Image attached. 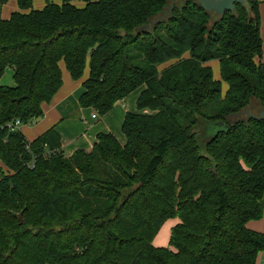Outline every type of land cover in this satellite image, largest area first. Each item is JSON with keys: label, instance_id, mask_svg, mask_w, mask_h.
<instances>
[{"label": "trees", "instance_id": "16d2710c", "mask_svg": "<svg viewBox=\"0 0 264 264\" xmlns=\"http://www.w3.org/2000/svg\"><path fill=\"white\" fill-rule=\"evenodd\" d=\"M9 1L0 0V80L14 71V86L0 85V264H257L264 233L248 224L264 219V118L229 119L254 102L264 110L259 0L224 15L199 0H16L4 20ZM62 64L73 80L89 68L78 105L101 117L145 86L125 143L100 133L68 157L55 126L33 141L8 128L44 117ZM168 219L170 244L156 247Z\"/></svg>", "mask_w": 264, "mask_h": 264}, {"label": "crops", "instance_id": "0c3cea01", "mask_svg": "<svg viewBox=\"0 0 264 264\" xmlns=\"http://www.w3.org/2000/svg\"><path fill=\"white\" fill-rule=\"evenodd\" d=\"M260 7H261V3L259 5V11H260ZM261 37H262V32H261ZM263 47H264V40H263ZM262 57H263V53H262ZM262 57L259 58L258 61L264 63V61L262 60ZM170 65L171 64L165 65L164 67H162L161 70L169 67ZM208 65L213 67L214 69H216V67L220 68V64L218 61L210 62L208 63ZM62 74L64 76V80L66 82L67 87H65V89H62L63 91H60V93L57 94L56 97H54V99L52 100L53 105L46 106L47 105L46 103L43 105V111L45 112L44 117L42 118V121L38 123L36 130L30 134L31 136H27L28 137L27 140L33 141L38 136L46 132L48 129L55 126L57 132L62 138L64 153L66 156L69 157L75 151L80 150V149L91 151L97 140V136L100 133H109V132L113 133L114 132L115 135L118 136L119 132H121L122 125H123L126 114L128 112L138 113L137 100L140 94L142 93V91L145 89V86H142L138 90L134 91L135 92L133 95L134 97L132 101H130L129 105H126L125 103V100L128 98L127 97L125 100L118 102L108 114H106L104 117H101L102 118L101 124H97L100 121L98 120L99 116H97L95 113H90L91 110L93 109L91 110L83 109V108H80L78 105V99L83 92V90H81V86L83 85V82L88 77L83 80L82 85H81V83H79L80 81L72 82L71 79H69L71 76L68 77L64 72ZM85 74L89 76V69L88 71L86 70ZM12 80H13V75H12ZM11 83L12 81L7 85H2V84L1 85L11 86L12 85ZM82 89H83V86H82ZM76 92L80 93V95L77 97L78 99L73 102L71 100L72 95ZM69 101H70V104L68 103ZM67 107L68 109L64 110V108H67ZM59 109L64 110V112L66 113L64 114L63 112L59 111ZM75 109L78 111L77 117L79 119L77 120H75L74 114H70V111L75 110ZM142 113L149 114V111L144 110ZM94 115H96V117H93ZM88 121L91 123L90 126H88L87 123H85ZM21 128L22 126L19 127V130L22 132ZM119 141L121 143H124L121 141V139H119ZM4 170L6 172L5 168ZM256 222L258 221L250 222L248 224L249 228H251L252 230L256 232L263 233L264 231L262 230V227L258 225V223ZM263 260H264V253H262L259 256L257 264H263L262 263Z\"/></svg>", "mask_w": 264, "mask_h": 264}, {"label": "rangeland", "instance_id": "374dc122", "mask_svg": "<svg viewBox=\"0 0 264 264\" xmlns=\"http://www.w3.org/2000/svg\"><path fill=\"white\" fill-rule=\"evenodd\" d=\"M260 3H261V7H260V15H261V32H262V37H263V40H264V0H259ZM57 3V1H54ZM46 4V1L45 0H35L34 3H33V9H41L45 6ZM20 8L18 6V3L16 0H10L6 5H4L3 9H2V13H1V16L4 20H8L11 16V14L15 11H18ZM262 60L264 61V47H263V57H262ZM61 68H62V73L64 72L68 77H70V74L69 72L67 71L66 67L64 64L61 65ZM213 68V67H212ZM88 67H87V71H88ZM213 72H214V76L216 78V80H219L222 82V96L224 97L226 95V92L228 90V85L226 82H224L221 78V72H220V68L219 67H216V69L213 68ZM86 73V71H85ZM14 74V71L13 69L11 68H7L3 78H2V82L0 83V85H7L9 84L11 81H12V85L11 86H14V82L12 80V75ZM63 75V74H62ZM85 77L79 79V80H73L72 77H70L69 79H71L72 82H78L80 81L79 83H81L82 85V82L84 79H86L88 76L87 74H84ZM65 87H67L66 85V82L64 80V76H63V85L62 87L60 88V90L58 91L57 94L60 93V91H63L62 89H65ZM81 90L82 89V86H81ZM135 92H133V94L131 93L130 96H128V98L125 100V103L126 105H129L130 101H132L133 99V95H134ZM56 94V95H57ZM55 95V97H56ZM80 95V93L76 92L72 95V101H76L78 98V96ZM74 97V98H73ZM54 99V98H53ZM70 104V101L68 102ZM47 105L46 106H50V105H53V101H51L50 103H46ZM258 106V103L257 102H254L253 104V108H249L247 110L248 113H250V115H247V114H240V115H236L232 118H230V122H235L237 120H240L241 118H246L247 116H251V115H255V116H258V114L260 115V112L261 110L259 108H257ZM67 108H64V110H67ZM85 109V108H84ZM64 110L62 109H59V111L63 112L64 114L66 112H64ZM87 110H91L90 108H88ZM90 113H95L97 116H99L95 111L91 110ZM45 114V112H44ZM70 114H74L75 115V120L79 119L77 116H78V111L75 109V110H72L70 111ZM101 116H99V119L100 120L97 124H101ZM42 121L41 120H37V121H33L27 125H22V133L27 137V136H31L30 134L33 133L36 128H37V125L38 123H40ZM87 123L88 126L91 125V123L88 121V122H85ZM113 132V131H112ZM117 133V131H116ZM198 133H199V146H200V150H201V153L202 154H205V145L206 143L212 138L213 134L215 133V130H213V128L210 126V124H205V126L203 128H200L198 130ZM113 134L115 135V133L113 132ZM118 139H121L122 142L125 143L126 141V138H125V135L123 134L122 132V129H121V132H119L118 136L115 135ZM28 139V137H27ZM2 171L5 172L1 162H0V179H1V175H2ZM176 223V219H168L161 227V229L159 230L158 234L156 235V237L154 238V241H153V245L156 246V247H167L169 246L170 244V239H171V232H172V228L173 226L175 225ZM258 223V225H260L262 227V230L264 231V219L256 222ZM264 233V232H263ZM262 263L264 264V260L262 261Z\"/></svg>", "mask_w": 264, "mask_h": 264}, {"label": "water", "instance_id": "95a60500", "mask_svg": "<svg viewBox=\"0 0 264 264\" xmlns=\"http://www.w3.org/2000/svg\"><path fill=\"white\" fill-rule=\"evenodd\" d=\"M176 0H173L175 2ZM243 0H199L200 6L208 12H214L218 15H224L227 12H234L237 4H242ZM150 27V25L148 26ZM144 30V29H142ZM250 115L249 113H244ZM255 119H263L264 118V110L260 113V115L255 116L251 115ZM217 127L228 128V126L224 122H219L216 124ZM21 218V216H20Z\"/></svg>", "mask_w": 264, "mask_h": 264}, {"label": "built area", "instance_id": "2783aa9c", "mask_svg": "<svg viewBox=\"0 0 264 264\" xmlns=\"http://www.w3.org/2000/svg\"><path fill=\"white\" fill-rule=\"evenodd\" d=\"M93 117H96V115H94ZM22 126L21 122L20 121H15L13 123H10L8 124V128L11 130V131H17L19 130V127ZM54 154V152H49L48 155H52ZM30 167L33 168L34 167V163L30 164Z\"/></svg>", "mask_w": 264, "mask_h": 264}, {"label": "flooded vegetation", "instance_id": "af4514ba", "mask_svg": "<svg viewBox=\"0 0 264 264\" xmlns=\"http://www.w3.org/2000/svg\"><path fill=\"white\" fill-rule=\"evenodd\" d=\"M244 113H247V111H245V112H242L241 114H244Z\"/></svg>", "mask_w": 264, "mask_h": 264}]
</instances>
